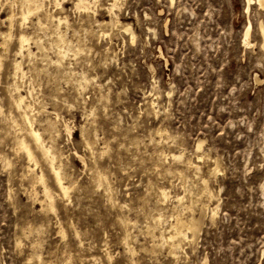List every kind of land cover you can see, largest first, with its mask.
<instances>
[{"label":"rangeland","instance_id":"374dc122","mask_svg":"<svg viewBox=\"0 0 264 264\" xmlns=\"http://www.w3.org/2000/svg\"><path fill=\"white\" fill-rule=\"evenodd\" d=\"M56 1L23 24V1L0 0V264H264V8ZM22 34L35 56H19ZM193 218L197 236H178L177 220Z\"/></svg>","mask_w":264,"mask_h":264},{"label":"bare ground","instance_id":"6f19581e","mask_svg":"<svg viewBox=\"0 0 264 264\" xmlns=\"http://www.w3.org/2000/svg\"><path fill=\"white\" fill-rule=\"evenodd\" d=\"M23 2H22V8L21 9H19V10H22V13H21V16L19 15V19H20V17H21V19H22V23L23 24H25V23H27V21L30 19V17L31 16H33V15H37V14H39V13H41V12H43L44 11V9H45V2L47 1V0H22ZM63 2L65 1V0H62ZM92 1V0H91ZM112 1V3L110 2V5L108 6V10L110 11V13H112L115 9H117L118 7H119V1L118 0H111ZM172 2H173V0H171ZM254 0H248V6L250 7V4L253 2ZM258 1V3L260 4L261 2H264V0H257ZM94 2H96V1H94ZM19 4H20V1H19ZM57 4H59V6L60 5H62V3H61V0H57L56 1V5ZM91 4H92V2H90L89 0H78L77 1V3H76V5H75V7H76V9L77 10H80V9H82V10H88L89 11V9L92 7L91 6ZM92 9V8H91ZM81 10V11H82ZM49 14V13H48ZM47 15V14H46ZM49 16V15H48ZM118 16V15H117ZM39 17V16H38ZM56 17V16H55ZM67 17V16H66ZM66 17H64V18H66ZM113 17V16H112ZM41 18V17H40ZM49 18V17H48ZM117 18V19H116ZM116 18H114L113 17V19H115V20H110L112 23H110V24H112V26H113V24L114 25H120L121 24V22H120V20L118 19V17H116ZM10 19H11V17H10ZM57 19V18H56ZM67 19H68V17H67ZM64 21L67 23V20L66 19H62V18H58V22H59V24H62V23H64ZM39 23H40V20H39ZM59 26V25H58ZM108 26V25H107ZM110 27H111V25H109ZM39 28V27H38ZM123 29H124V31H126L128 34H130L131 35V40H132V42L135 40V34H134V32L131 30V28L130 27H122ZM56 30H57V28H56ZM56 30H54L55 32H57ZM61 31V30H60ZM261 32H262V36H263V38H264V26L262 25L261 26ZM58 33V32H57ZM250 33H251V26H249V28L247 29V31H246V33H245V40H244V43H245V45H250L251 44V42H250ZM59 34V33H58ZM2 37V36H1ZM59 38V37H58ZM56 39V40H59V39ZM65 38V37H64ZM66 39H67V37H66ZM4 40V39H3ZM18 40V39H17ZM31 40H33L32 38H30V37H28L27 35H25V34H22L21 35V37H20V39H19V43H20V52H19V56H22L23 58H24V51L26 50V48H27V50H26V52L29 54V55H33L32 54V50L30 49V47H28V45L30 44V41ZM69 40V39H68ZM5 41V40H4ZM7 41H8V37H7V39H6V44H7ZM60 41V40H59ZM63 41H64V39H63ZM32 42V41H31ZM54 42V41H53ZM61 42H62V40H61ZM69 42V41H68ZM68 42H66V43H68ZM4 43V42H3ZM35 43V42H34ZM38 43V42H37ZM55 43V42H54ZM64 43V42H63ZM66 43H65V45H66ZM5 44V45H6ZM71 44V43H70ZM72 44H75V43H72ZM64 45V46H65ZM7 46V45H6ZM31 46V45H30ZM59 46V45H58ZM66 46H68V44L66 45ZM74 46V45H73ZM55 47H56V45H55ZM60 47H61V45H60ZM75 47V46H74ZM263 47H264V45H263ZM58 48V47H57ZM65 48V47H64ZM63 48V49H64ZM68 48V47H67ZM76 48H78V47H76ZM83 48V47H82ZM82 48H78V49H82ZM61 49V48H60ZM59 49V50H60ZM75 49V48H74ZM77 49V50H78ZM76 50V49H75ZM74 50V51H75ZM80 51V50H79ZM83 51V50H82ZM69 52H70V50H69ZM76 52V51H75ZM59 53V52H58ZM68 52H66V51H64V50H60V55H66ZM18 54V53H17ZM69 55V54H68ZM33 56H35V54L33 55ZM21 57V58H22ZM27 57V56H26ZM32 57V56H31ZM30 57V58H31ZM20 58V57H19ZM22 58V59H23ZM29 58V57H28ZM64 59V58H63ZM16 61H18V60H16ZM57 65V64H56ZM17 73L16 74H18V73H20V74H22V76L25 74L24 72L25 71H23V69H22V62L20 61V62H17ZM15 66V67H16ZM83 79V78H82ZM18 92V91H17ZM20 99H19V103L17 104L18 105V108H21V106L22 105H24L25 104V100H26V97H24V96H22L21 94H20ZM25 108H26V110L23 112V115L21 116V117H23L22 119L24 120V123H26V125H28V133H29V136L31 137V139L34 141V143H35V145H36V147L40 150V152L42 153V155H43V157L48 161V163H49V165H50V168H51V171H48V172H52V175H53V177H54V180H55V184H56V187H57V189H58V191L63 195V196H65L66 198L67 197H69V194H70V190H71V185L69 186V185H67V183L65 182V174H64V172H63V167H62V164L60 163H58V157L56 156V154H55V150H54V147L53 146H48L47 144H46V142L43 140V138H42V135L40 134V132H39V130H37V129H35L34 128V124H33V121H32V119H31V117H30V115H29V113L27 112L28 110H30V107H29V105H27V106H25ZM22 111V110H21ZM20 113H22V112H20ZM21 115V114H20ZM24 125V128H25V124H23ZM27 127V126H26ZM23 139V138H22ZM23 142V143H22ZM22 144H23V148L26 150V152H27V154L29 155V157H30V159H34L33 157H34V152H32V150H31V148H30V146L27 144V142H26V140L24 139V140H22ZM19 145H20V143H19ZM200 145V144H199ZM198 145V146H199ZM200 147L201 146H199V149H200ZM21 148V147H20ZM22 148V149H23ZM38 153V152H37ZM159 156V155H158ZM162 156V155H161ZM164 156H165V158L166 159H168V157L170 156V155H168V154H164ZM172 157H174V158H177L178 156H175L174 154H172L171 155ZM199 156H201V155H199ZM30 159H28V161L30 160ZM33 161H35V160H33ZM37 161V160H36ZM43 161V160H42ZM38 164V163H37ZM196 166V165H195ZM36 173V172H35ZM34 173V174H35ZM67 174V173H66ZM101 176V175H100ZM38 177H40V176H38ZM37 177V178H38ZM105 177V176H104ZM100 178V177H99ZM38 180V179H37ZM40 182H42V181H44V175H42L41 176V178H40ZM100 180H102V177H101V179ZM97 181V180H96ZM104 181V180H103ZM36 182V181H35ZM45 182V181H44ZM102 182V181H101ZM100 182V183H101ZM104 183H106L105 181H104ZM38 184V183H37ZM48 184V183H47ZM42 185V184H41ZM46 185V184H45ZM43 186V185H42ZM49 186V185H48ZM35 187V186H34ZM45 187V193H46V197H47V199H49L50 201V203H51V206H53V202H54V196H53V194H52V192L50 191V189L47 187V186H44ZM43 187V188H44ZM55 186H54V188H56ZM42 188V189H43ZM202 188V187H201ZM204 189V188H203ZM32 191V190H31ZM202 191V190H201ZM37 192V191H36ZM160 192V191H159ZM44 193V194H45ZM30 194H31V192H30ZM36 194V193H35ZM35 194H33V195H35ZM56 195H57V192H56ZM161 195L164 197V198H167L168 197V192L166 191V190H162L161 191ZM59 198V197H58ZM210 198V197H209ZM34 199V198H33ZM62 199V198H61ZM208 199V198H207ZM36 200V199H35ZM39 201V200H38ZM37 201V202H38ZM62 201V200H61ZM43 204V203H42ZM48 206V205H47ZM55 207V206H54ZM43 208V207H42ZM52 208V207H51ZM50 208L48 207V210H49ZM55 209V208H54ZM211 209V208H210ZM43 210V209H42ZM56 210V209H55ZM206 210V209H205ZM47 212V211H46ZM54 212V211H53ZM215 212V211H214ZM213 212V213H214ZM201 213V212H200ZM212 215H215V213L214 214H212ZM194 216V215H193ZM196 217V216H195ZM178 218V217H177ZM213 218V217H212ZM161 219V218H160ZM159 220V219H158ZM162 220V219H161ZM160 223V222H159ZM162 223V222H161ZM177 224H176V226H175V230H176V234L178 235V236H180L181 238H184V239H189V233H192V237H196L197 236V232H199V229H200V225H199V221H197L196 219H191L189 222H183V220H181V219H178L177 220V222H176ZM159 225V224H158ZM161 225V224H160ZM173 226V225H172ZM164 231H165V229H164ZM170 233V232H169ZM149 234V233H148ZM191 235V234H190ZM155 236V235H154ZM170 238H173L172 236H170ZM172 240V239H171ZM192 241V240H191ZM175 243V242H174ZM170 244V243H169ZM181 247V246H180ZM180 250H181V248H180ZM178 251V250H177ZM176 252V251H175Z\"/></svg>","mask_w":264,"mask_h":264},{"label":"snow or ice","instance_id":"6c2138e0","mask_svg":"<svg viewBox=\"0 0 264 264\" xmlns=\"http://www.w3.org/2000/svg\"><path fill=\"white\" fill-rule=\"evenodd\" d=\"M261 8H264V2H261L259 5ZM57 7H59V4H57ZM204 264H207V262L205 261Z\"/></svg>","mask_w":264,"mask_h":264}]
</instances>
